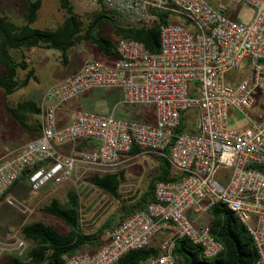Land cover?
Returning a JSON list of instances; mask_svg holds the SVG:
<instances>
[{
  "label": "built area",
  "instance_id": "2783aa9c",
  "mask_svg": "<svg viewBox=\"0 0 264 264\" xmlns=\"http://www.w3.org/2000/svg\"><path fill=\"white\" fill-rule=\"evenodd\" d=\"M241 3L250 10L243 21L232 17ZM74 6L104 8L136 25L158 12L170 19L160 25L155 52L139 40L116 38L110 64L85 58L46 88L39 134L0 158V198L23 173L34 192L112 172L135 147L163 156L178 177L155 180L143 209L106 228L92 252L73 253L62 264H115L125 252L148 245L157 254L140 264H175L178 238L198 245L205 259L217 256L223 245L211 234L208 215L216 202L251 238L253 264H264V109H258L264 99V0H75ZM94 87L120 89L123 103L151 104L154 122L72 109L68 121L56 126L57 106ZM187 109L193 110L189 127ZM234 112L247 123L229 125ZM182 114L184 129L176 132ZM79 138L92 139L94 147L69 153L57 148ZM4 238L22 244L12 233Z\"/></svg>",
  "mask_w": 264,
  "mask_h": 264
},
{
  "label": "trees",
  "instance_id": "16d2710c",
  "mask_svg": "<svg viewBox=\"0 0 264 264\" xmlns=\"http://www.w3.org/2000/svg\"><path fill=\"white\" fill-rule=\"evenodd\" d=\"M24 6L21 25L0 15V89L4 95L12 93L25 85L33 76V68L26 61L24 50L34 47L51 48L60 51L61 59L65 62V52L75 44L89 40L105 53L113 52L111 39L97 32V28L108 24L116 38H132L143 42L145 47L155 52L158 47V32L160 25L170 18L167 13L158 12L154 19L145 24H123L111 15L112 12L100 8L86 24L73 11L69 0H58V6L64 11L60 24L54 28L41 29L29 24L36 18V11L41 0H20ZM19 71H23L19 77ZM7 111L15 121L28 128L26 118L29 114H38L39 106L33 101L18 102L15 107L6 106ZM184 129V115L175 128L176 132ZM139 151L133 147L129 153ZM159 158L158 172L148 182L147 190L133 204L141 209L152 200V187L155 180H170V166L163 156ZM264 172V166L259 167ZM91 184L118 197L117 189L120 183V173L90 174ZM1 199V198H0ZM41 210L58 218L68 228L64 233L57 231L52 225L39 220L24 223L19 227L21 238L30 246L23 256L11 255L0 264H62L66 256L79 251H87L85 247L96 248L103 242V232L110 226L106 218L93 233H85L80 226L79 201L75 192L66 193V202L60 203L52 197ZM210 232L223 245V250L212 258H203L200 247L184 238L174 240L172 254L175 264H253L256 256L251 238L243 225L221 202L214 203L208 209ZM120 220V219H119ZM118 220V221H119ZM88 250V252H92ZM157 254L156 247L148 245L143 248L131 249L125 252L115 264H140L147 258Z\"/></svg>",
  "mask_w": 264,
  "mask_h": 264
},
{
  "label": "rangeland",
  "instance_id": "374dc122",
  "mask_svg": "<svg viewBox=\"0 0 264 264\" xmlns=\"http://www.w3.org/2000/svg\"><path fill=\"white\" fill-rule=\"evenodd\" d=\"M73 6V11L79 15L84 24L89 22L95 11H83L74 6L75 0H69ZM212 1V0H211ZM107 10V9H106ZM110 11V10H108ZM230 12V5L227 6ZM24 6L20 0H0V15L13 21L17 25L24 23ZM112 12V11H110ZM237 20H245L246 14L250 12L247 5L237 4L235 11ZM115 20L129 24L122 16L112 12ZM64 17V11L59 8L58 0H41L40 6L36 11V18L29 24L31 27L50 29L61 23ZM172 22H180V19L171 18ZM103 36L114 41L116 37L108 24L99 26L96 30ZM26 61L33 68V76L27 83L8 95H4L0 89V150L10 149L20 142H25L35 133L38 127L37 114H29L26 122L29 127H23L18 124L6 106L15 107L18 102L24 100L33 101L40 106L44 91L55 80L65 75L71 69L79 66L84 58H97L102 56V52L89 40L81 41L65 52V62L61 59V53L51 48L34 47L24 50ZM2 68L0 64V69ZM23 71H19V77H22ZM230 76V73H228ZM120 89L115 87H94L88 88L75 97L79 105L73 109L101 112L112 111L113 115L119 118L141 121L140 117L131 115L130 112L140 107V104L123 103L121 101ZM258 109H264V99L259 101ZM147 111V119H151V105H144ZM186 116V125L190 126V117L193 116V110L187 109L184 112ZM231 126L244 125L247 123L246 117L242 113H233L228 119ZM143 157V158H142ZM157 154H141L130 157L120 163L117 172H120V183L117 189L118 197L91 184L89 175H85L77 181H68L56 188L41 186L33 193L31 184L27 180V175L22 177L10 188L9 193L0 201V263L11 255L23 256L30 246L29 242L21 238L19 227L23 223H29L34 220L42 221L52 225L59 232H66L67 226L58 218L41 210V206L48 203L54 197L60 203L66 202V193L73 191L76 193L79 201L80 226L83 232L93 233L96 228L106 219L110 220L112 225L118 221L122 213L127 209H133V204L144 194L148 182L158 170ZM33 196L31 206L33 207L29 214L22 211L28 201V196ZM9 198L11 202H8ZM12 233L22 241V244L7 240L4 236ZM158 240V239H154ZM85 249L92 250L94 247L87 246Z\"/></svg>",
  "mask_w": 264,
  "mask_h": 264
},
{
  "label": "crops",
  "instance_id": "0c3cea01",
  "mask_svg": "<svg viewBox=\"0 0 264 264\" xmlns=\"http://www.w3.org/2000/svg\"><path fill=\"white\" fill-rule=\"evenodd\" d=\"M95 12H96V11H95ZM114 41H115V40H114ZM94 45H95V44H94ZM95 46H96V45H95ZM96 47H97V46H96ZM99 50H100V49H99ZM100 51L102 52V56L97 57V58L94 57L93 59H96V60H98V61H101V62H103V63H105V64H110V63H111V60H112V58H113V52L105 53V52H103L102 50H100ZM84 59H85V58H84ZM82 61H83V59H82ZM82 61L80 62V64L82 63ZM80 64H79V66H80ZM79 66H77V67L71 69V70L68 71L65 75H63L62 77L58 78L57 80L63 78L64 76L68 75L69 73L75 71ZM57 80H55V81H57ZM55 81H53V82H55ZM53 82H52V83H53ZM52 83H51V84H52ZM120 94H121V91H120ZM75 97H76V96H75ZM75 97H73L72 99H70V100H68V101H65V102L59 104V105L57 106V108L55 109V122H56V126H62L63 124H65V123L68 121V117H69V112H70V110H72V109L74 108V106L79 105L78 101L75 100ZM120 99H121V98H120ZM43 103H44V102L41 101V104H40L39 108H41V106H42ZM140 105H141L140 107H138L137 109L133 110V112H130V114H131V115H134L135 117H140L142 122L153 123V122H154V118H155V116H154V109H153V106H152L151 104H140ZM144 105H151V106H152V110H151V115H152V116H151V119H147V116H148V115H146V114H147V111H146L147 108H145ZM104 112H105V113H112V111H104ZM112 114H113V113H112ZM37 116H38V122H39V113L37 114ZM115 117H116V116H115ZM38 134H39V126L36 128L35 133H31V136H30L29 139H32V138L36 137ZM22 143H23V142H20V143L16 144L15 146L11 147V148L17 147V146H19V145L22 144ZM94 145H95V142H94L92 139L79 138V139H77L73 144H64V145H60V146H58L57 148H58L60 151L64 152V153H69V152H71L73 149H74V150H85V149H90V148L94 147ZM4 154H5V152L2 151V150H0V158H1L2 156H4ZM141 154H152V153H144V152L138 151L137 153H134V154H130V153L124 154V155L121 157V160H120L119 164L116 166V168H115L114 170H112V172H116L117 169H119L118 167H119L120 163L124 162V161L127 160L128 158H130V157H134V156H138V155H141ZM158 156H159V155H157V159H158V162H159V158H158ZM142 158H143V157H142ZM159 164H160V163H159ZM158 169H159V165H158ZM157 172H158V170H157ZM117 173H118V172H117ZM119 173H120V172H119ZM22 175H25V176H26L25 173L21 174V175L19 176V178H17V179L13 182V184L8 188V190H7V191L5 192V194L2 196V198L0 199V201H1L3 198H5L6 196H8L7 194L9 193L10 188H11V187H12V186H13V185H14V184H15V183H16V182L22 177ZM87 175H89V174H87ZM169 177H171L172 179H175V178L178 177V175L174 174L173 170L170 168V170H169ZM27 180H28V179H27ZM146 190H147V188H146ZM146 190H145V192H146ZM30 193H31V194H34L31 190H30ZM151 195H152V194H151ZM32 198H33V196L29 195L28 198H27L28 201L26 202V204L28 205V207L30 208V210H32V208H33V207L31 206ZM146 203H147V202H146ZM146 203H145V204H146ZM145 204L143 205V207H142L141 209L144 208ZM134 210H140V209L135 208V207H133V209H127L125 212L122 213V215H121V217H120L119 219L123 218V217H124L125 215H127V214H130V213H131L132 211H134ZM24 213H26V212H24ZM26 214H29V213H26ZM119 219H118V220H119ZM117 222H118V221H117ZM117 222H115L114 224L108 226L107 228H109V227H111V226H114ZM23 224H24V223H23ZM20 226H21V225H20ZM94 249H95V248H94Z\"/></svg>",
  "mask_w": 264,
  "mask_h": 264
}]
</instances>
